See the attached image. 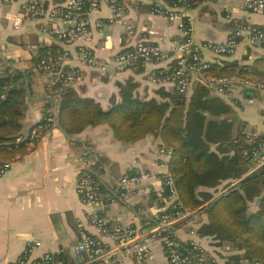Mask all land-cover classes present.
Masks as SVG:
<instances>
[{"label": "crops", "instance_id": "1", "mask_svg": "<svg viewBox=\"0 0 264 264\" xmlns=\"http://www.w3.org/2000/svg\"><path fill=\"white\" fill-rule=\"evenodd\" d=\"M26 1L0 0V76L18 70L23 74L25 85L28 82L23 134L30 136L32 145L28 154L12 161L11 167L0 175V264L17 259L37 242L39 245L30 252L32 258L50 252L73 262L82 229L101 239L121 264H139L124 255L119 243L92 222L93 207L83 201L78 191L79 175L91 172L99 182L102 197L108 202L101 212L111 231L117 226H132L148 233L160 225L158 216L170 204L150 205L151 198L164 189L163 175L168 171L169 156L161 147L159 137L149 134L137 141H121L108 124L88 126L75 134L67 133L57 125V120L54 124L47 123L45 131V127L34 128L43 117L44 104L52 97L47 74L33 67V52L52 44L63 48L68 53L67 66L77 72L71 86L79 95L94 98L108 109L111 98L121 99L120 84L129 80L135 84L133 95L142 99H161L163 89L173 88L170 80L157 82L154 76L169 62L152 61L124 69L114 66L115 56L137 39L159 43L171 51L186 40L190 26L195 44H221L236 36L240 25L264 26V13L249 11L243 6V0H204L195 7L183 8L178 11L179 15L170 16L152 10L153 0H119L121 14L110 22L111 5L101 0L99 8L88 17L90 38L68 43L47 30L46 26L50 28L52 22L28 15L23 8ZM16 17L22 18L18 26L14 22ZM130 29L133 34H129ZM237 38L235 52L229 58L251 63L256 57L264 56V46L252 47L244 35ZM81 46L96 54L107 64L106 68L102 70L80 60ZM201 52L208 62L224 58L208 48ZM245 56L248 58L243 59ZM192 75L194 83L199 74ZM247 89L237 85L228 94L212 93L230 102L237 117L251 132L264 136V91ZM127 173H146L149 177L128 188L125 196H119V180ZM205 218L199 213L194 220L175 221L170 229L177 240L198 241L215 264H229L227 256L234 252L229 246L217 245L210 236H198V221ZM145 262L170 264L161 241L152 243L151 255Z\"/></svg>", "mask_w": 264, "mask_h": 264}, {"label": "trees", "instance_id": "2", "mask_svg": "<svg viewBox=\"0 0 264 264\" xmlns=\"http://www.w3.org/2000/svg\"><path fill=\"white\" fill-rule=\"evenodd\" d=\"M203 1L167 0V3L177 2L179 6L192 8ZM187 24L184 19V25ZM63 52L55 44L39 48L33 52V67L44 57ZM192 53L193 49L184 55V67L193 77L189 69ZM231 55H222L224 58L202 68L190 92L173 85L171 90L161 91V99H142L133 95L132 80L122 83L121 99L111 98L108 109L94 98L79 95L72 86L61 92L49 86L52 99L44 104L43 117L34 128L40 130L41 126L45 127L43 131L47 130L46 118L51 108L57 106L58 121L69 134L79 133L88 126L108 124L121 141L133 142L149 134L159 137L161 147L169 156L168 171L178 190V205L206 216L205 220L198 221V236H210L217 245L229 246L234 251L227 256L229 264H264V169L251 171L253 158L249 154V136L244 131L246 123L237 117L230 102L212 93L205 81L208 77L259 81L264 78V56L244 63L241 59L229 58ZM136 66L140 64L132 67ZM66 68L72 69L67 65ZM176 69L177 58H174L154 76L172 80ZM27 77L30 79L29 71ZM26 98L27 89L20 71L0 76V164L15 161L32 149L30 136L23 134ZM168 202L170 193L164 185L160 195L151 198L150 205L164 207ZM176 208L170 202L159 214L158 222L161 215L172 214ZM162 235L175 238L171 229L162 231ZM176 241L190 256L191 264H215L203 247L194 249L190 241ZM55 256L68 261L60 254ZM134 260L146 264L145 260Z\"/></svg>", "mask_w": 264, "mask_h": 264}, {"label": "built area", "instance_id": "3", "mask_svg": "<svg viewBox=\"0 0 264 264\" xmlns=\"http://www.w3.org/2000/svg\"><path fill=\"white\" fill-rule=\"evenodd\" d=\"M5 2L14 0H3ZM112 9L110 22H113L117 16L121 14L122 7L119 0H107ZM101 0H27L23 4V8L28 15L37 19H46L52 22L46 26L47 30L55 34L57 38L73 43L77 41L85 42L91 36L89 15L97 10ZM153 10L170 14V16L179 15L178 11L183 8L177 2L168 4L167 0H153ZM243 6L249 11L255 13H264V0H243ZM84 15V16H82ZM60 20L61 23H57ZM22 21L21 17L15 18V24L18 26ZM192 28H187L189 36L186 40L176 48L169 51L163 48L159 43L137 39L132 46L124 48L113 59V64L118 69H124L135 65H145L148 62H171L177 58V69L175 77L171 80L173 85H177L183 90H189L193 83V77L187 68L184 67V55L193 49L190 71L201 76V69L209 66L202 55L203 48L211 49L217 56L230 55L235 52L238 44L237 37H246L252 47L264 46V26H238L236 36H231L226 42L221 44L205 43L197 45L190 36ZM132 29L129 34H133ZM79 58L83 62L100 67L104 70L107 66L99 57L88 50L85 46L79 49ZM68 53L63 52L55 57H44L34 67L37 71L47 74L50 88L55 92H61L65 88L71 86L75 80L77 72L74 69H67ZM177 79V82L175 81ZM165 78L155 77V81L162 82ZM209 88L218 94H228L233 86H241V88L253 89L256 91H264V81H254L241 77H208L206 80ZM53 86L55 88L53 89ZM57 106L51 108L46 120L49 124H54L57 120ZM249 136L251 148L249 154L253 158L251 171L264 169V136L251 132L247 127L244 130ZM34 137V136H32ZM12 165V161L0 164V175H3ZM146 173H127L124 174L118 183L119 196H125L126 191L131 186L141 184L148 179ZM163 184L167 186L170 193V202L175 204L176 211L172 214L161 215L160 225L151 232L142 233L137 228L128 226H117L111 231L109 229L108 220L102 215L108 202L102 197L99 182L93 174L88 171L81 172L78 181V191L83 201L92 206V222L99 227L105 235L113 237L120 246L122 253L128 257L143 261L151 255L152 243L161 241L170 264H191V258L185 254L180 248L175 238L170 235H162V231L169 230L171 225L178 220H194L198 217L199 212L182 208L178 205V190L175 180L167 171L163 175ZM114 200V199H113ZM190 244L194 249H201L202 246L198 241L192 240ZM39 245V242L25 250L21 256L7 264H111L115 260L111 256V252L103 241L94 237L84 229L80 232V239L75 245V258L73 262L59 260L50 252L43 254L36 259L32 258V250Z\"/></svg>", "mask_w": 264, "mask_h": 264}, {"label": "water", "instance_id": "4", "mask_svg": "<svg viewBox=\"0 0 264 264\" xmlns=\"http://www.w3.org/2000/svg\"><path fill=\"white\" fill-rule=\"evenodd\" d=\"M26 88H27V90L29 91L28 82L26 83ZM247 90L253 91L252 89H247ZM57 109H58V108H57ZM57 125L60 126V123H59V121H58V118H57Z\"/></svg>", "mask_w": 264, "mask_h": 264}]
</instances>
